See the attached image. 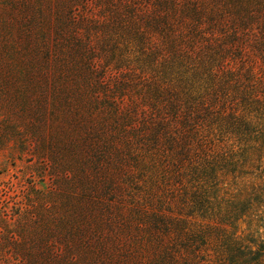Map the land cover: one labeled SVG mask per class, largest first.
<instances>
[{
	"label": "rangeland",
	"instance_id": "obj_1",
	"mask_svg": "<svg viewBox=\"0 0 264 264\" xmlns=\"http://www.w3.org/2000/svg\"><path fill=\"white\" fill-rule=\"evenodd\" d=\"M202 2L0 0V264H152L144 251L159 216L177 230L180 220L192 229L220 223L242 245H264L263 140L229 141L232 164L204 185L176 176L167 154L177 144L151 145L150 122L173 116L165 106L170 94L197 101L216 88L198 48L177 37L197 23L185 8ZM248 2L264 6L209 3L224 7V23L234 26ZM199 22L209 30L208 20ZM253 30L259 35L257 24ZM250 43L248 53L235 42L225 56L237 66L248 55L263 81ZM237 85L225 75L217 90L230 95ZM216 102L215 110L230 112ZM261 115L263 108L246 118L255 126ZM207 119L201 132L216 144L223 130ZM248 198L251 207L235 221L216 213L218 204ZM198 202H209L205 218Z\"/></svg>",
	"mask_w": 264,
	"mask_h": 264
},
{
	"label": "trees",
	"instance_id": "obj_2",
	"mask_svg": "<svg viewBox=\"0 0 264 264\" xmlns=\"http://www.w3.org/2000/svg\"><path fill=\"white\" fill-rule=\"evenodd\" d=\"M209 2L210 0H204L198 5L185 8L183 11L185 17L197 23L192 25L189 32H184L185 35L180 31L177 37L183 39L186 37L185 43L189 40L192 42L191 48H198L197 55L199 64L202 63L201 69L210 77L216 88L197 101L182 100L170 94L165 106L173 116L168 118L167 113L166 115L160 113L158 120L150 122L151 131L155 133L154 140H151L154 148L158 146L160 139L165 140L164 142L169 145L173 141L179 146V150L169 147L167 154L172 159L174 157L176 176L179 179L187 177L188 181H197L199 184L203 183L202 185L207 184L208 179H215L218 170H223L232 164L234 154L232 148L228 146L229 141L237 138L238 143L250 140L264 142V121L252 126V122L246 118L252 112H258L262 108L264 110V80H260L255 64L248 55L240 57L237 66H233V62L225 56L234 48L235 42H242L243 46L239 49L243 54L248 53L247 49L252 45L250 41L255 40L254 47L261 55L264 64V6L258 3L251 5V2L242 4L240 11L243 12V18L234 26H229L224 23L226 9L219 5L220 9L215 10ZM204 13L207 14L205 19L208 20L209 30H206L205 26L202 29L199 22L205 20L202 17ZM255 24L260 28L259 35L253 32ZM169 48L179 54L172 42L169 43ZM225 75L232 77L238 85L230 95H219L217 89L222 88ZM224 96L226 98H223ZM216 100L222 106L229 105L230 112L227 115L223 111L225 108L221 111L215 110ZM213 114L216 115L212 117ZM209 115L212 117L210 120ZM261 118H264V115H261ZM206 119L209 121L208 126L216 123L217 127L223 130V136L217 139L216 144L208 140V134L203 135L204 133L201 132ZM127 141L126 139L125 143ZM206 192L208 193L207 190L204 191ZM214 192L216 199L217 190ZM259 197L261 195L255 193L253 201H257ZM251 205L252 201L249 198L245 202L225 201L223 209L220 204L217 205L216 213L220 214L223 211L235 221L243 216L245 209L247 210ZM198 206L195 210L198 211L200 218H205L207 211H211L209 202L206 205L198 202ZM190 215H194V212L191 211ZM157 218L161 224L154 225V232L150 235L154 243L150 250L144 251L151 253L152 256L148 258L152 264H264V245L255 249L244 246L221 227L220 223L216 226L194 224L192 229L186 220H180L177 230L174 228L172 218L161 216Z\"/></svg>",
	"mask_w": 264,
	"mask_h": 264
}]
</instances>
